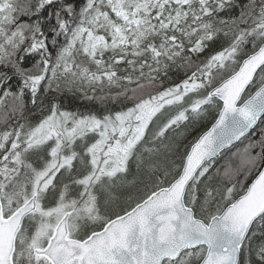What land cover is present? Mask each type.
I'll return each instance as SVG.
<instances>
[{
    "label": "snow or ice",
    "instance_id": "1",
    "mask_svg": "<svg viewBox=\"0 0 264 264\" xmlns=\"http://www.w3.org/2000/svg\"><path fill=\"white\" fill-rule=\"evenodd\" d=\"M0 264H264V0H0Z\"/></svg>",
    "mask_w": 264,
    "mask_h": 264
},
{
    "label": "trees",
    "instance_id": "2",
    "mask_svg": "<svg viewBox=\"0 0 264 264\" xmlns=\"http://www.w3.org/2000/svg\"><path fill=\"white\" fill-rule=\"evenodd\" d=\"M28 66V65H25ZM227 75V74H225ZM218 82V81H217ZM255 89L254 88H249L248 89V93L253 92ZM248 93H246L245 95H247ZM91 94V93H89ZM65 106L72 111H85L88 109H94V110H102L103 106L99 104V102H86V101H81L78 96L74 97L72 93H68L66 98H65ZM34 111V110H33ZM211 124V120H209L208 122L202 123L195 132H193L191 134V136L188 137L189 140L192 139V137H194L198 132L206 130ZM236 147H242V145L237 144ZM232 151H235V148L232 149ZM220 163H223V161L221 160Z\"/></svg>",
    "mask_w": 264,
    "mask_h": 264
},
{
    "label": "water",
    "instance_id": "3",
    "mask_svg": "<svg viewBox=\"0 0 264 264\" xmlns=\"http://www.w3.org/2000/svg\"><path fill=\"white\" fill-rule=\"evenodd\" d=\"M210 126H211V125H210ZM210 126H209V127H210Z\"/></svg>",
    "mask_w": 264,
    "mask_h": 264
}]
</instances>
